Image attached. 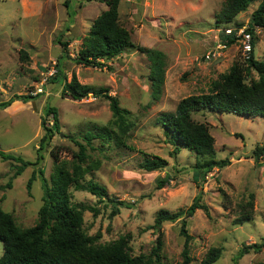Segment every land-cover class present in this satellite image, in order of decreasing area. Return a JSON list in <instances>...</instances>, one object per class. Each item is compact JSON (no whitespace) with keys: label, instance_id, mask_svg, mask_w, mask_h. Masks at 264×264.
<instances>
[{"label":"rangeland","instance_id":"obj_1","mask_svg":"<svg viewBox=\"0 0 264 264\" xmlns=\"http://www.w3.org/2000/svg\"><path fill=\"white\" fill-rule=\"evenodd\" d=\"M260 1L251 2L235 21L248 25L251 12ZM99 4L96 0H0V101L13 94H40L34 100L16 101L0 109V150L31 162L36 161L38 154L41 156L38 163L29 165L16 177L11 161L0 158L1 208L12 215L19 227L34 225L42 204L38 170L49 179L55 155L69 165L72 161L78 163L75 140L85 145L82 136L90 131L95 137L90 143L92 148L85 145L87 158L82 166L92 162L97 167L87 171L80 182L93 181L104 186L106 197L100 200L87 190L71 186L70 201L83 206V231L95 237L96 243L125 237L131 255H150L158 234L149 226L157 211L183 209L201 190V202L208 207L209 216L199 209L188 219L192 264H198L210 247L222 249L213 264H264V245L257 252L249 251L236 259L240 248L264 238V156L258 162L250 157L251 150L264 143V119L234 112L194 113L192 118L204 123L213 136L215 157L230 160L229 165L214 168L199 178L193 167L203 157L186 148L174 153V146L166 141L156 121L160 113L173 111L182 98L207 93L212 81L243 59L236 44L220 51L217 58L209 60L205 56L223 43L222 33L236 28L233 23L216 22L224 0L122 1L119 21L129 30L131 41L157 48L166 56L162 92L156 100L151 97L150 61L145 53L127 49L104 61L106 66L101 68L82 65L74 59L89 24L98 15ZM59 35L61 40L70 42L68 55H63L55 41ZM22 50L27 53V60H21ZM253 54L257 60L264 56V28L255 32ZM57 62L67 80L74 74L80 83L93 89L107 87L120 107L130 112L125 116L130 127L120 144L114 142L117 130L114 123L110 125L113 117L108 100L92 93L81 100L62 95L61 84L50 80ZM244 78L248 83L257 74L250 70ZM38 87L42 92H37ZM46 104L57 108L60 127L38 151ZM153 156L165 160L163 169L146 171L139 167L140 162ZM33 171L37 175L29 193L26 183ZM164 175L172 180L157 188L156 181ZM112 199L131 207L118 205V213L111 215ZM245 214L250 219L240 221ZM160 238L161 260L179 264L184 241L180 221L164 222ZM2 251L0 241V255Z\"/></svg>","mask_w":264,"mask_h":264},{"label":"trees","instance_id":"obj_2","mask_svg":"<svg viewBox=\"0 0 264 264\" xmlns=\"http://www.w3.org/2000/svg\"><path fill=\"white\" fill-rule=\"evenodd\" d=\"M121 0H104L107 9L102 11L90 24L89 31L82 41V46L75 55L77 63L94 67L106 66V60L113 59L127 49L134 48L146 54L150 61L148 78L150 80L151 97L156 100L162 92L164 83V70L166 65L165 54L153 47L136 45L131 41L130 32L119 22V3ZM254 0H224V7L216 14V22L222 24H235L236 28L243 24L236 22V16L247 10ZM247 31L252 33V47L255 44V32L264 28V0H261L251 12L248 20ZM258 28V30H257ZM226 32V31H225ZM222 33V41L226 46L234 44L235 38L231 33ZM62 49L63 55H68L69 41L55 40ZM21 60H27L25 51H21ZM254 70L257 78L250 79L247 83L244 73ZM50 80L61 84L62 95L68 94L74 100L86 98L89 93L95 97H103L109 102L116 126L114 142L120 144L122 136L128 131L130 123H126V115L130 112L121 108L116 96L111 95L107 87L93 89L88 84L80 83L73 74L67 80L61 65L55 64V72ZM40 94H13L7 100L0 101V109H5L14 101L23 103L38 98ZM202 111L215 113L234 112L239 116L252 118L261 116L264 119V56L262 60L254 58L253 50L249 56L235 61L227 72L221 74L211 82L207 93L189 95L182 98L173 111L160 113L156 121L162 128L166 141L173 145V152L177 153L180 148L193 151L197 156L203 157L198 160L193 169L199 178L214 168H223L230 164L228 157L217 159L215 157L214 139L208 127L194 120L192 115ZM51 116V121L48 120ZM51 122V123H49ZM40 126L44 133L39 141L38 151L47 145L53 135L58 132L60 122L57 108L48 104L43 108ZM102 130H104L102 128ZM104 131L99 134L102 135ZM90 131L85 132L82 138L85 145L92 148L91 140L95 137ZM98 135V134H97ZM78 152L75 154L77 162L67 164L59 161L55 155L53 170L49 179L43 172L38 170V177L42 187V204L38 209L37 222L26 228L19 227L14 218L5 212L0 205V241L3 251L0 255V264H169L161 260L160 251L162 241L160 228L164 222L180 221V235L183 236V248L181 262L179 264H192L190 256V242L192 235L188 231V219L196 210H203L209 216L208 207L201 202V190L194 196L192 202L185 208L175 212L159 209L154 217L153 224L149 227L157 231L156 244L151 254L145 256L139 254L133 256L128 252L127 239L119 237L109 243L99 244L95 237L87 235L82 228L83 206L71 203L70 187L84 189L98 197L100 200L106 197V188L97 182H80L87 171L96 168V163L82 166L87 158L86 146L75 140ZM264 156V143L256 145L250 152V157L258 162ZM0 158L10 160L14 169V177L18 176L29 165L35 162L23 159L21 156L0 150ZM165 160L153 156L140 162L139 167L146 171L161 170L165 167ZM33 171L26 183V189L30 193L32 182L36 178ZM172 180L171 176L164 175L156 181V187L162 188ZM10 185V182H8ZM112 205L111 215L118 213V205L126 208L131 207L124 201L110 200ZM94 210V209H93ZM250 219L249 214L243 215L239 220ZM264 245V238L259 243H252L240 248L236 259L249 251L257 252ZM220 247H210L198 264H213L220 255Z\"/></svg>","mask_w":264,"mask_h":264},{"label":"built area","instance_id":"obj_3","mask_svg":"<svg viewBox=\"0 0 264 264\" xmlns=\"http://www.w3.org/2000/svg\"><path fill=\"white\" fill-rule=\"evenodd\" d=\"M247 25H242L239 28H234L233 30L227 31L228 33L233 34L235 38L234 44L239 45V49L242 52L243 58H246L249 56V53L253 50L252 47V38L253 34L248 32L247 30ZM258 30V28H257ZM228 46L225 44H218L214 49L209 50L207 54L205 55L207 59H214L220 56V51L223 49H226ZM37 92H42V89L38 87Z\"/></svg>","mask_w":264,"mask_h":264},{"label":"crops","instance_id":"obj_4","mask_svg":"<svg viewBox=\"0 0 264 264\" xmlns=\"http://www.w3.org/2000/svg\"><path fill=\"white\" fill-rule=\"evenodd\" d=\"M12 1H16V0H12ZM86 1H88V2H94L95 0H86ZM96 1H98V3H100L99 5H100V9H99V12H98V15L102 12V11H104V10H106L107 9V5H106V3L104 2V0H96ZM122 1L123 0H121L120 1V3H119V10H120V6H121V4H122ZM63 6V5H62ZM80 5H78V7H79ZM64 7V6H63ZM98 15H95V18L98 16ZM94 18V17H93ZM94 18V19H95ZM93 19V20H94ZM81 20H83V19H81ZM92 20V21H93ZM120 22V21H119ZM89 26H90V24H89ZM88 31H89V28H88ZM88 33V32H87ZM70 44V43H69ZM16 101H14V102H12V103H15ZM11 103V104H12ZM17 104H20V103H17Z\"/></svg>","mask_w":264,"mask_h":264}]
</instances>
